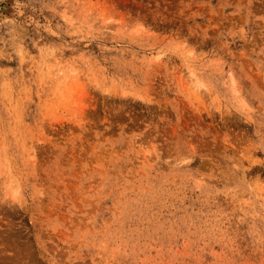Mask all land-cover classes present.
Wrapping results in <instances>:
<instances>
[{"label":"rangeland","instance_id":"1","mask_svg":"<svg viewBox=\"0 0 264 264\" xmlns=\"http://www.w3.org/2000/svg\"><path fill=\"white\" fill-rule=\"evenodd\" d=\"M0 264H264V0H0Z\"/></svg>","mask_w":264,"mask_h":264}]
</instances>
